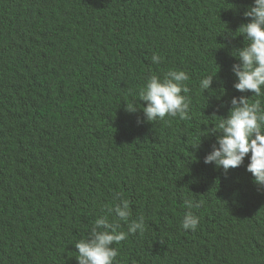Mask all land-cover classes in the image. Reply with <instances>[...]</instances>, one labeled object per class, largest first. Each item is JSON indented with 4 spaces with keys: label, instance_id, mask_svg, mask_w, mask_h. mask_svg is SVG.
Here are the masks:
<instances>
[{
    "label": "trees",
    "instance_id": "1",
    "mask_svg": "<svg viewBox=\"0 0 264 264\" xmlns=\"http://www.w3.org/2000/svg\"><path fill=\"white\" fill-rule=\"evenodd\" d=\"M251 4L0 0V264H78L75 242L117 194L145 230L113 245L116 264H264V186L249 157L227 173L204 163L233 96L264 108L231 72ZM171 69L189 76L188 119L127 111ZM185 199L200 203L195 231L181 227Z\"/></svg>",
    "mask_w": 264,
    "mask_h": 264
},
{
    "label": "clouds",
    "instance_id": "2",
    "mask_svg": "<svg viewBox=\"0 0 264 264\" xmlns=\"http://www.w3.org/2000/svg\"><path fill=\"white\" fill-rule=\"evenodd\" d=\"M244 16L250 18V21L240 25L239 36H243L248 43L234 48L235 54L232 56L238 63L231 67L235 77L233 87L240 93L250 92L260 97L264 95V0H252ZM151 59L153 63L159 64L162 57L153 54ZM215 75L200 80L199 86L203 92L211 90L213 93L211 84ZM188 80L189 76L183 70L171 69L163 78L150 75L138 91L139 101L145 102L146 106L138 107L133 103L126 105V109L135 112L137 108H142L147 122L163 121L166 117L188 119L191 110V99L187 95L190 89L185 83ZM224 94L225 90L223 94L220 93L221 96ZM248 97L233 96L227 118L223 117L212 128L207 129L206 135H218L212 150L205 156L204 163L214 164L227 173L229 169L241 166L245 157H249L246 170L252 174L255 184L264 186V108L259 100L250 103ZM114 199L120 202L108 208L107 214L98 216L88 235L75 242L78 264H116L118 249L113 245L125 240L129 233L145 230L143 216L130 219V201L123 198L122 194H117ZM184 205L188 211L182 217L181 227L186 231H195L199 217L192 209L199 208L200 203L185 199ZM113 214L114 218L110 222L109 216ZM119 221L127 223V232L119 230Z\"/></svg>",
    "mask_w": 264,
    "mask_h": 264
}]
</instances>
